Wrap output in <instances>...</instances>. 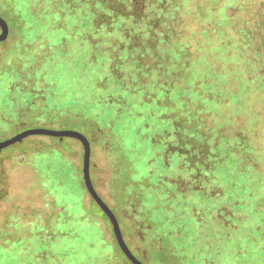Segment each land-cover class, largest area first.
Masks as SVG:
<instances>
[{
    "label": "trees",
    "instance_id": "1",
    "mask_svg": "<svg viewBox=\"0 0 264 264\" xmlns=\"http://www.w3.org/2000/svg\"><path fill=\"white\" fill-rule=\"evenodd\" d=\"M189 1L0 0L12 29L0 43V134L84 129L111 156L105 202L145 259L264 264V62L249 30L210 21L209 36ZM123 136L155 163L145 187L121 178ZM45 164L34 172L46 212L7 216L0 264H132L85 204L82 173ZM5 190L0 169V200Z\"/></svg>",
    "mask_w": 264,
    "mask_h": 264
},
{
    "label": "rangeland",
    "instance_id": "2",
    "mask_svg": "<svg viewBox=\"0 0 264 264\" xmlns=\"http://www.w3.org/2000/svg\"><path fill=\"white\" fill-rule=\"evenodd\" d=\"M193 8H203L205 14L208 15V19L201 14L195 15V19L205 20V32L209 31V36L214 35L213 26L207 23L214 21L217 24L221 20H229L232 23H236L238 27H245L253 35V52L260 54L261 61L264 62V0H190L189 3ZM204 17V18H203ZM10 32H12L11 26ZM17 25H14L17 30ZM229 28L231 26H228ZM13 28V27H12ZM10 36V35H9ZM9 38V37H8ZM214 38V37H213ZM213 42V41H210ZM214 43V42H213ZM215 46V45H214ZM211 48H214L211 46ZM209 47L207 54H210L212 49ZM260 61V60H259ZM239 63V62H238ZM235 65H238L237 63ZM14 107V106H12ZM82 134L89 137L88 133L81 129ZM6 138L0 134V142ZM123 137H119L116 140L118 148L120 147ZM57 143V149L59 147H68L71 145V152H63V155L57 153L55 148H51L50 145ZM41 144L43 147L36 148L35 145ZM70 144V145H69ZM123 145H128L129 150L125 152L119 148V153L126 163H119L122 167L120 172L121 178L128 184L134 179L141 180L145 187L148 183V179H151V174L154 171L155 163H147L143 160V153L136 150L132 144L131 138H125ZM92 156L91 163L97 167L96 182L94 186L100 193L102 198L108 203L112 204L113 200L109 192V186L112 178L111 166L109 163L111 156L107 158L103 153L97 152L95 146L92 144ZM95 153V155H94ZM115 157L112 158V161ZM82 161H83V147L80 142L72 138H52L48 136H31L23 141L16 143L2 151H0V169L2 170L3 177L6 181V197L0 200V230L5 226L7 221L5 220L11 213L23 214L30 213L36 210L46 212L44 209V199L41 190L36 186V174L35 168H38L42 163L49 165V163H72L73 168L82 173ZM92 179L95 178L93 172L91 173ZM83 180V173H82ZM84 183V181H83ZM85 187V186H84ZM86 189V188H85ZM124 190V187L121 191ZM87 191V190H86ZM88 193V192H87ZM90 195H85V204H90ZM109 205V204H108ZM81 217L80 220H82ZM119 220V219H118ZM107 223L112 231V225L107 220ZM120 226L123 231V223L119 220ZM105 227L104 222L100 223ZM113 233V231H112ZM124 238L133 251V253L146 264H159L157 260L153 258L145 259L138 255L135 250L139 247L135 241L130 242L128 238ZM133 247H132V246Z\"/></svg>",
    "mask_w": 264,
    "mask_h": 264
},
{
    "label": "water",
    "instance_id": "3",
    "mask_svg": "<svg viewBox=\"0 0 264 264\" xmlns=\"http://www.w3.org/2000/svg\"><path fill=\"white\" fill-rule=\"evenodd\" d=\"M10 35V27L7 21L0 16V43L6 41ZM31 136H48L54 138H72L78 140L83 147V161H82V173H83V181L84 186L90 195V197L95 201V203L100 207V209L104 212V214L109 219L112 225V231L114 237L121 249V251L125 254V256L129 259L132 264H146L138 259L132 250L129 248L123 232L120 226L119 220L117 216L114 214L109 205L105 202L102 196L99 194L97 189L95 188L92 177H91V156H92V148L91 143L88 138L82 134L81 132L74 130H54L47 128H33L26 129L22 132H19L12 137L3 140L0 142V151L16 144L24 139Z\"/></svg>",
    "mask_w": 264,
    "mask_h": 264
},
{
    "label": "flooded vegetation",
    "instance_id": "4",
    "mask_svg": "<svg viewBox=\"0 0 264 264\" xmlns=\"http://www.w3.org/2000/svg\"><path fill=\"white\" fill-rule=\"evenodd\" d=\"M91 165H93V164L91 163Z\"/></svg>",
    "mask_w": 264,
    "mask_h": 264
}]
</instances>
